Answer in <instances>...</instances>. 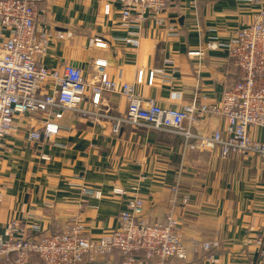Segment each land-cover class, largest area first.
<instances>
[{"label":"crops","instance_id":"crops-1","mask_svg":"<svg viewBox=\"0 0 264 264\" xmlns=\"http://www.w3.org/2000/svg\"><path fill=\"white\" fill-rule=\"evenodd\" d=\"M105 4L111 6L108 14ZM118 8L116 0H41L37 28L70 32L64 40L49 42L45 65L60 70L65 65L79 67L90 81L96 78L93 62L103 59L109 78L134 84L140 97L164 107L192 100L214 104L236 81V68L218 44L228 41L242 20L251 18L256 5L238 0H168L165 26L147 23L135 49L120 40L124 30ZM169 25L174 32L169 33ZM5 38L0 27V44ZM92 38L105 45H90ZM199 49L201 55L189 54ZM165 58L174 61L173 79L155 75L148 83L149 72L161 68ZM138 71L144 72L140 84L135 83ZM91 95L88 84L79 108H93ZM126 107V98L118 92L103 93L97 105L116 116L124 115ZM41 119V114L17 117L15 127L0 138L2 238L7 237L11 219L28 236H41L67 231L74 218L85 223L88 236L97 238L116 227L130 192L143 198L150 221H164L176 183L173 213L186 256L172 259L173 264H264V255L253 243L264 228V158L188 147L183 135L145 125H123L112 136L111 120L92 121L80 111H65L59 132L50 140L29 141L28 133L41 126ZM223 124L221 117L205 114L189 130L210 135ZM251 133L264 141V128ZM41 153L49 159L42 160ZM80 184L100 190L102 196L84 199ZM115 185L128 193L113 196ZM121 260V253L113 250L94 260L86 255L79 264Z\"/></svg>","mask_w":264,"mask_h":264},{"label":"built area","instance_id":"built-area-1","mask_svg":"<svg viewBox=\"0 0 264 264\" xmlns=\"http://www.w3.org/2000/svg\"><path fill=\"white\" fill-rule=\"evenodd\" d=\"M41 0H0V27L6 32L0 44V138L15 126L14 121L23 115L41 114V126L30 131L29 141L42 138L50 140L60 130L59 120L65 111H80L92 121H112L110 135L116 136L123 125H145L157 130L181 134L185 145L198 149L233 150L240 154H256L264 158V141L255 139L251 131L264 128V3L263 0H238L256 5L250 19L241 21L228 41L219 43L236 68V81L223 89L214 104L197 103L192 100L177 107H164L155 99H144L136 92L134 84L109 78L106 61L96 59L92 70L95 79L87 80L82 70L65 65L62 70L45 65L44 56L52 39L64 40L68 31H50L36 26ZM119 4V24L124 30L120 37L125 46L136 48L140 31L147 23L155 27L165 26L164 11L168 0H116ZM111 10L104 5V13ZM169 33L174 32L168 26ZM90 45L104 46L99 38H92ZM201 55L202 50L190 51ZM174 61L165 58L163 66L149 72L148 83L155 75L165 80L174 77ZM144 72L138 71L135 83L140 84ZM90 84L92 95L89 103L93 108H79L85 88ZM118 92L127 101L124 115L116 116L97 109L103 93ZM205 114H215L224 120L223 127L210 135L193 134L189 128ZM187 123V127L184 124ZM195 139V142H188ZM42 160L49 156L41 153ZM132 191L137 187L132 186ZM80 193L86 197L100 198L102 192L80 184ZM172 206L164 214V221H150L144 213V200L130 192L126 205L117 216L112 230L92 238L85 233V223L74 218L69 229L35 240L28 236L11 219L7 237L0 236V260L6 264H30L34 255L40 264H79L88 255L95 257L118 250L122 255L120 264H171L172 259H184L186 248L173 213L177 193L172 187ZM128 191L119 185L111 189L113 196L126 195ZM259 254L264 255V228L254 238Z\"/></svg>","mask_w":264,"mask_h":264},{"label":"trees","instance_id":"trees-1","mask_svg":"<svg viewBox=\"0 0 264 264\" xmlns=\"http://www.w3.org/2000/svg\"><path fill=\"white\" fill-rule=\"evenodd\" d=\"M157 221H160V220H157ZM55 233H62V232H55ZM51 234H54V233H51ZM51 234H48V235H51ZM43 236H47V235L33 236V237H34L35 240H38L39 238H41V237H43ZM150 262H151L152 264H154V263H155V260H154V259H149V260L146 262V264H149ZM0 264H6V262L2 259V260H0ZM30 264H40V260H39V258L33 255V256L31 257V259H30ZM171 264H173V263L171 262Z\"/></svg>","mask_w":264,"mask_h":264}]
</instances>
